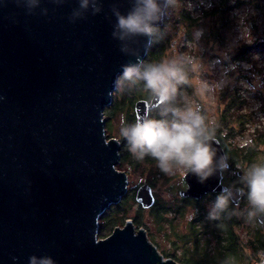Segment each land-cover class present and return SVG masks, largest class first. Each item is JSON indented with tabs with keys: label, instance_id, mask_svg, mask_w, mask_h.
Instances as JSON below:
<instances>
[{
	"label": "water",
	"instance_id": "obj_1",
	"mask_svg": "<svg viewBox=\"0 0 264 264\" xmlns=\"http://www.w3.org/2000/svg\"><path fill=\"white\" fill-rule=\"evenodd\" d=\"M77 4L43 0L49 14L42 16L0 0V264H28L32 254L56 264H178L164 260L132 221L98 236L102 214L129 191L128 173L117 167L121 142L108 139L105 110L121 65L135 60L111 36V6L126 13L131 4L103 0L99 14L72 23ZM137 41L132 47L145 59L148 37ZM134 105L136 118L155 109L146 98ZM213 146L226 156L218 140ZM184 178L183 196L226 186L218 174L204 183L192 173ZM153 193L143 183L136 200L150 207Z\"/></svg>",
	"mask_w": 264,
	"mask_h": 264
},
{
	"label": "clouds",
	"instance_id": "obj_2",
	"mask_svg": "<svg viewBox=\"0 0 264 264\" xmlns=\"http://www.w3.org/2000/svg\"><path fill=\"white\" fill-rule=\"evenodd\" d=\"M57 6L65 0H51ZM19 8L25 9L26 15L49 14V8L43 6V0H15ZM130 8L126 13L113 4L112 15L115 17L111 36L120 42V51L135 57L121 65L122 71L114 81L116 88L125 91L142 90L155 105L160 118H155L149 112L139 116L134 122L121 121L120 135L126 140L128 150L137 160L151 157L157 167L166 175L181 172L185 177L192 173L198 182L204 183L213 175L222 176L230 167L227 157L217 156L215 128L210 126L199 105L174 106L178 89L188 83V71H193V60L184 55L173 56L160 61H145L141 58L133 44L140 36L148 37L147 46H151L161 38L158 26L166 10L175 7V0H130ZM191 7V5H190ZM39 10V11H38ZM103 10V0H78L68 16L70 22L84 19L87 14L97 15ZM204 30L197 29L193 36L197 42L203 36ZM225 59L227 56L225 54ZM219 61H213L212 66ZM245 68L250 65H244ZM235 64L223 68V79L216 87L223 88L227 84V73L235 70ZM245 86L251 90L259 86ZM202 92L212 90L207 81L201 84ZM171 115L169 119L168 116ZM238 185L223 186L211 202L207 218L220 221L223 214L233 205L238 207V201L245 198L247 209L244 213L249 223L264 227V163H253L238 176ZM194 216L189 217L193 219ZM219 226V225H218ZM259 264H264V252L258 253ZM15 260L16 257H13ZM28 264H56L50 255L37 256L32 254Z\"/></svg>",
	"mask_w": 264,
	"mask_h": 264
},
{
	"label": "rangeland",
	"instance_id": "obj_3",
	"mask_svg": "<svg viewBox=\"0 0 264 264\" xmlns=\"http://www.w3.org/2000/svg\"><path fill=\"white\" fill-rule=\"evenodd\" d=\"M210 0H191L188 3L193 7L194 12H198L199 7L202 5H208ZM258 3V8H255ZM254 5V7H253ZM236 16L238 18L237 24L227 29V39L224 41V45H217L214 50V57L212 58L205 53L202 54V49L200 45L196 44L193 48L194 56L192 60L196 62L193 67L196 69L191 76L192 88L189 92L183 94L180 98H176V103L182 104L184 106H197L199 105L203 108L208 115V118H221V111H224L226 108V103L224 99H221L220 95L224 93L225 89H228V85L233 86L236 83L241 85L242 94L245 95L248 105L246 109L253 110L254 112H259L263 110L264 106V73L263 71H258L257 68L252 69L251 62H245L243 58L238 59L237 53L242 44L248 43L251 53H254L253 59H256V66H261L264 63V47L262 48V41H264V0H246L243 5L235 8ZM176 17V11L171 12ZM166 17V15H165ZM165 22V21H164ZM171 45L166 47V53L164 59L171 58L173 56L184 55L186 57L190 54L184 53V50H181V46H184L185 38L182 37V34H177L174 38ZM256 43L258 47L253 45ZM212 50V51H213ZM242 50L245 49L242 47ZM225 54L227 59H225ZM191 57V56H190ZM213 61H219L214 67L211 65ZM260 63V65H259ZM229 64H235V70H230L227 73V84L223 87H216L217 82L223 79V68L228 67ZM250 65V67L245 68L244 65ZM259 79V86L255 87V90L247 88L245 85H254ZM203 81H207L212 90L207 92H202L201 84ZM230 90V89H229ZM123 91L117 89L114 93V97L123 96ZM226 95V92L224 93ZM141 98H147L143 96ZM107 109V108H106ZM132 111V110H130ZM154 114L158 112L157 110H152ZM111 112V111H110ZM256 116H260V113ZM133 113V112H132ZM106 115V131L108 139L113 137L117 138L120 142L124 139L120 135L121 121H129L128 114L125 111H117L115 114H111L105 110ZM155 117V116H154ZM169 118V117H168ZM170 119V118H169ZM122 143V142H121ZM120 143V144H121ZM153 161L150 157H145L144 160L140 163H132L130 159H126L125 166L118 168L119 170L125 171L129 176V194L135 192L137 188L143 183H149L154 191V194L161 200L153 211L156 214H163L162 209H165V206L170 205L173 207H180L181 211H185L184 218L196 213L193 202L189 201H179L177 198L178 190L183 188L185 181L184 175L181 172H176L173 175H166L159 170L157 163L149 164L146 160ZM135 161H138L135 159ZM212 201L206 202L205 206L209 210V206ZM242 209L246 211L247 201L243 202ZM237 208L235 211L237 212ZM207 210V211H208ZM153 211L145 210L141 208L139 203L131 198L128 199L127 203L125 202L121 206H117L114 209L108 211L106 219H102L103 227L99 230V237L105 238L110 234L113 229L116 227H123L126 225L127 221H132L134 225L140 227L153 226V229L156 228L154 220L152 218ZM166 214L172 216L171 214H176L175 211L166 210ZM167 216V215H166ZM111 218V220H110ZM153 220V221H152ZM182 220V219H180ZM114 221V222H113ZM149 223L150 225H148ZM109 224V225H108ZM114 226V228H113ZM137 227V228H138ZM241 253V252H240ZM239 250L237 252L225 251V253H218L214 255H207L198 257L205 258L206 260L200 264H257L255 260H249L246 256L248 253L244 251V255L240 254ZM249 257V256H248ZM254 257V255H253Z\"/></svg>",
	"mask_w": 264,
	"mask_h": 264
},
{
	"label": "flooded vegetation",
	"instance_id": "obj_4",
	"mask_svg": "<svg viewBox=\"0 0 264 264\" xmlns=\"http://www.w3.org/2000/svg\"><path fill=\"white\" fill-rule=\"evenodd\" d=\"M195 63L193 61V65ZM194 72L192 71V76ZM229 91L231 90L225 89L224 93L226 92V95L224 93L220 95L226 105L231 102L230 100H233ZM239 104V101H237V107L233 113L226 111L228 110L227 105L225 110L220 113L222 114L221 118H208L207 112L201 108L209 125L215 128L216 140L220 142L224 149L230 165L229 169L223 173L222 178V182L226 186H239L238 176L243 171L253 163H264V106L263 110L257 111L260 116H256L257 112L248 110L247 113H251L252 116L246 120L239 116V112H243ZM150 112L152 113L153 111L151 110ZM224 113L228 114L229 117H222ZM183 181H185L184 186L178 190L177 198L179 201L187 200L193 202L194 207L192 208L196 210V213L192 214L194 216L193 219H189V217H192L191 215L184 218L186 210L181 211L180 207L176 208L168 204L165 209H162L164 210L163 214H155L153 209L158 206L161 200L154 193L156 201L150 207H143L136 200L137 190L128 195V199H135L141 205L143 211H153L152 218L155 221L156 228L153 229V226L149 223H147L150 225L148 227L143 225L140 227L134 226L136 231L143 230L145 232L148 240L164 257V260L172 259L178 264H200L206 259L197 258L196 256L198 255L207 256L222 254L225 251L237 252V250L242 255H244V251H247V258L255 260V255L264 252V227L246 221L245 211L241 207L244 205L245 198L240 199L234 216L235 219L232 222L226 215H222L220 221L209 220L207 218L208 209L205 204L208 201H213L219 192L205 193L200 198L183 196L180 192L187 189L188 186L185 178ZM128 199H122L121 202L112 204L107 208L100 218V228L103 227L101 221L107 218L108 211L123 205L125 202L127 203ZM166 210L175 211L176 214H171L172 216H170L165 213Z\"/></svg>",
	"mask_w": 264,
	"mask_h": 264
},
{
	"label": "trees",
	"instance_id": "obj_5",
	"mask_svg": "<svg viewBox=\"0 0 264 264\" xmlns=\"http://www.w3.org/2000/svg\"><path fill=\"white\" fill-rule=\"evenodd\" d=\"M191 0H175V7L169 8L166 10V17L165 22L163 25L159 26L161 29V38L157 42L153 43L150 47V50L147 52V56L145 58V61H160L164 59L166 47L171 45L173 39L178 33L182 34V37L185 38V44L182 45L180 48L181 50H184V53L190 54V57L192 59V56H194L193 48L196 44L200 45L202 49V54L209 55L213 58L215 53L214 50L217 45H224V41L227 39L225 35H227V29L236 25L238 18L236 16L235 11H233L235 8L240 7L245 3L246 0H210L208 1V5H202L199 7L198 12H194L193 7H190V4L188 3ZM255 0H253L254 2ZM258 3L256 4L255 8H258ZM254 7V5H253ZM176 11V17L171 12ZM203 29V36L201 39L197 42L194 40V32L197 29ZM261 43L262 48L264 47V41ZM254 47H258V44L256 43L253 45ZM242 47L245 49L242 50ZM251 46L249 44L244 43L241 45L239 52L237 53L238 59L243 58L245 62H251L252 69L257 68L258 71H263L264 73V63L261 66H256L254 53H251L250 49ZM213 50V51H212ZM194 61V60H193ZM260 65V63H259ZM192 69L190 68L188 71V83L181 85L178 89V93L176 98H180L183 94L186 92H189L192 88L191 83V76H192ZM241 85L235 84L233 86L228 85L229 94L232 95L233 100H230L231 102L228 103L226 111L229 113H233L235 111L237 105L236 102L239 101L240 109L243 110L242 113L239 112L240 118L248 119L252 116L251 113H247L248 110L246 109L248 105V101L244 100L245 95L242 94L241 91ZM123 96H116L113 99V103L108 105L107 107V114L108 112L112 115L115 114L117 111H125L128 114V123H132L136 119V113H135V105L137 100L141 99V97L146 96L147 94L144 93L142 90H135V91H123ZM237 100V101H236ZM176 101L173 102L174 106H180L182 104L176 103ZM233 109V110H232ZM132 110V111H130ZM111 111V112H110ZM133 112V113H132ZM253 112V110L251 111ZM151 115L155 118L159 117V112L151 113ZM231 115V114H230ZM228 114H225L222 116L224 118H227ZM171 118V115L168 116ZM229 117V116H228ZM121 150H120V162L118 164V168H121L122 166H125L126 159H130V161L134 164L140 163V160L135 161V157L131 154V152L128 150V146L125 139H122L121 141ZM151 158V157H150ZM149 164L156 163L155 160L149 161ZM129 191L122 198L123 200L126 198H129ZM122 201V200H121ZM120 201V202H121ZM155 213V212H154ZM156 214V213H155ZM236 211L232 209V205L229 206V210L226 214L228 216L230 222H232L235 219ZM114 222V221H113ZM114 228V226H113ZM255 259L259 260V256L255 255Z\"/></svg>",
	"mask_w": 264,
	"mask_h": 264
},
{
	"label": "built area",
	"instance_id": "obj_6",
	"mask_svg": "<svg viewBox=\"0 0 264 264\" xmlns=\"http://www.w3.org/2000/svg\"><path fill=\"white\" fill-rule=\"evenodd\" d=\"M257 264H259V261H258V263Z\"/></svg>",
	"mask_w": 264,
	"mask_h": 264
}]
</instances>
